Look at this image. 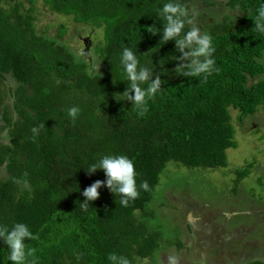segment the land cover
Returning <instances> with one entry per match:
<instances>
[{
	"label": "trees",
	"instance_id": "1",
	"mask_svg": "<svg viewBox=\"0 0 264 264\" xmlns=\"http://www.w3.org/2000/svg\"><path fill=\"white\" fill-rule=\"evenodd\" d=\"M194 1L173 0L190 12ZM212 1L209 7L224 8V17L209 24L218 71L205 80L175 71L180 53L174 41L161 39L164 21L159 15L170 0H0V225L11 229L24 223L38 235V240L25 241L36 249L37 264H110L111 253L131 264H161L156 260L160 249H182L183 229H174L165 240L159 227L150 225L159 217L151 203L160 177L167 165L187 168L192 176L227 167L226 151L236 147L231 110L242 118L264 105V33L254 24L264 0ZM37 2L71 17L83 27L80 31L96 35L101 30V40L91 48L83 45L82 53L69 45L71 37L64 38L63 25L56 36L39 33ZM125 47L136 54L140 67L162 81L143 116L123 94L129 86L121 63ZM5 75L14 80L6 79L7 94L1 89ZM73 106L80 109L75 120L68 115ZM106 155L133 161L140 195L124 207L119 194L101 187L99 199L84 210L83 190L106 180L103 170L92 175L86 170ZM253 166L234 171L232 194ZM14 178L27 179L31 192H21ZM144 181L148 191L140 188ZM192 190L184 193L196 198ZM228 201L217 197L213 203ZM215 217L206 226L221 225ZM231 220L225 230L242 226L241 235L226 237L218 229L225 238L215 234L210 241L203 231L208 256L218 264H264V214ZM241 247H254V257L261 251L262 257L247 262ZM8 257V246L0 239V264H12ZM207 258L206 264L213 261ZM194 263L202 264L199 259Z\"/></svg>",
	"mask_w": 264,
	"mask_h": 264
},
{
	"label": "rangeland",
	"instance_id": "2",
	"mask_svg": "<svg viewBox=\"0 0 264 264\" xmlns=\"http://www.w3.org/2000/svg\"><path fill=\"white\" fill-rule=\"evenodd\" d=\"M226 2L228 0H218ZM208 2H213L209 0ZM208 2L204 0H195L193 3V10L198 12L200 22H197L198 27L202 33H207L210 29L209 24L219 23L223 21V12L215 8H210ZM35 26L39 33H46L45 35L56 36L58 29L61 25L65 27L66 34L64 38L71 37L69 45L73 49L78 48L79 51L84 50L83 44H90L89 48L96 45L102 37V31H98V34L94 35L85 28L73 23L71 17L59 16L52 13L42 6L41 2L36 3ZM225 10H227L225 8ZM218 11V12H217ZM210 14L214 15L213 18ZM89 30V28H88ZM80 34L77 35V32ZM91 33V34H88ZM72 34H74L72 36ZM93 34V35H92ZM81 37L87 38L86 40ZM93 46V51H94ZM89 52V49L87 50ZM5 79L2 80L3 85L1 89L7 94V82L14 81L8 75H5ZM264 105L258 106L256 111L252 115L240 117L238 112L231 110V119L234 126V140L236 147L227 149L226 159L227 167L216 168L213 170H205L203 174L190 175L187 168L167 165L164 174L160 177L158 185L155 187L154 198L151 203V208H154L155 214L158 215L155 220L150 221V225L159 227V231L165 240H168L172 236L174 229H183V245L182 249L176 250L174 247L162 248L157 255L156 260L161 264H185V260L189 263L195 264L197 259L201 260L202 264H206L203 260L204 257L213 260L214 264H218L217 258L208 256L203 245L208 242L207 238L203 237V231L205 228L208 233L210 241L214 240L213 237L218 233V229H221L219 233L225 236L235 237L237 233L242 234V226H234L231 231H226L225 222L223 217L220 216L225 213L224 216L227 220L232 222L231 218H235L239 209H248L254 214L262 212L264 210ZM248 163H254L251 172L246 179L242 180L238 186L237 193L232 194L233 180L235 179L234 171L245 167ZM179 167V168H178ZM258 178L262 181L257 183ZM185 188V189H184ZM187 188V189H186ZM193 189V190H192ZM182 190V191H181ZM191 191V195L196 198L187 197L184 193ZM194 191V193H193ZM199 194V196L197 195ZM220 197L224 199L233 200L224 202L216 206L213 202ZM207 198V200H205ZM244 204H247L245 206ZM214 205V206H213ZM173 211V212H171ZM229 213L226 215V213ZM176 215L179 217L177 218ZM175 216V217H174ZM215 217V220H219L221 225L214 224V227H208L206 224L208 220H213L211 217ZM175 219V221H174ZM179 220V221H176ZM179 226H176L178 225ZM189 225V231H186V226ZM215 230V231H214ZM187 233V234H185ZM218 235V234H217ZM218 235V238L224 239L225 236ZM217 239V237L215 238ZM180 241L182 238L180 237ZM210 243V242H209ZM238 249L237 246L233 247ZM254 247H241L239 251H246L247 257L245 260L251 262L256 259L251 253ZM194 250H197L195 252ZM256 252V251H255ZM193 255V256H192ZM151 261V260H150ZM150 261H142L144 264H149ZM209 261V260H208ZM209 264H212L210 263ZM221 262V261H220Z\"/></svg>",
	"mask_w": 264,
	"mask_h": 264
},
{
	"label": "clouds",
	"instance_id": "3",
	"mask_svg": "<svg viewBox=\"0 0 264 264\" xmlns=\"http://www.w3.org/2000/svg\"><path fill=\"white\" fill-rule=\"evenodd\" d=\"M159 15L164 21L161 39L165 42L174 41L175 49L180 53L175 57L178 62L175 71L178 75L184 77L203 75L206 80L207 76L218 71L213 58L216 49L213 47L212 37L206 32L202 33L198 27L196 22L198 12L195 10L190 12L186 5L170 0L160 9ZM254 24L258 32L264 33V6L259 8ZM186 26L188 30L185 32ZM121 63L129 82L123 94L126 100L139 110V115L143 116L148 111V99L154 97L162 88L161 78L158 75L153 77L148 68L140 67L136 54L128 47L122 51ZM146 83L148 87L142 88L141 85ZM79 111L78 107L73 106L68 109V115L75 120ZM32 131L38 130L34 128ZM98 169L103 170L106 180H96L83 190L82 195L85 199L80 205L82 209L87 210L90 202L99 199L98 190L105 186L111 193L120 195V205L124 207L128 206L129 201L139 197L135 166L127 156L106 155L98 163L90 165L86 171L88 175H92ZM24 176L26 177L27 173ZM13 182L20 187L21 192L24 190L31 192V185L27 179L14 178ZM140 188L148 191V182L144 181ZM0 239L8 246V259L12 264H37L36 249L27 246L25 241L38 240L39 237L34 235L26 224L16 223L11 229L0 225ZM108 260L110 264H131L127 257L116 253L109 254Z\"/></svg>",
	"mask_w": 264,
	"mask_h": 264
},
{
	"label": "flooded vegetation",
	"instance_id": "4",
	"mask_svg": "<svg viewBox=\"0 0 264 264\" xmlns=\"http://www.w3.org/2000/svg\"><path fill=\"white\" fill-rule=\"evenodd\" d=\"M87 41V40H86ZM264 119V118H263ZM245 206H247V204H244ZM248 209H250V208H248ZM248 209H243V211H237L238 212V214L237 215H249L251 212H250V210H248ZM223 214H225L224 212H223ZM229 213L227 212L226 213V215H228ZM257 214H264V210H262V212H257ZM227 222H228V220H227V218H226V220H225V226H226V224H227ZM258 253V252H257ZM257 255V257H258V255H259V257L258 258H261L262 257V251L261 252H259L258 254H256ZM256 257V258H257Z\"/></svg>",
	"mask_w": 264,
	"mask_h": 264
}]
</instances>
